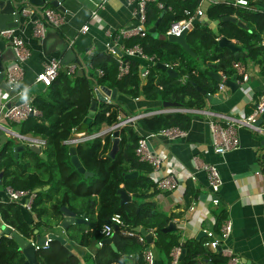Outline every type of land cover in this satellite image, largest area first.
Returning a JSON list of instances; mask_svg holds the SVG:
<instances>
[{
    "label": "trees",
    "instance_id": "1",
    "mask_svg": "<svg viewBox=\"0 0 264 264\" xmlns=\"http://www.w3.org/2000/svg\"><path fill=\"white\" fill-rule=\"evenodd\" d=\"M198 1H146L144 35H130L121 41L124 45L138 43L155 62L166 63L173 68L176 76H169L153 63L141 82L139 62L136 58L122 56L127 60L128 68L117 77L116 58L106 49H98L89 52L86 61H77L72 72L59 69L46 90L30 99L37 114L27 115L18 122L9 121L19 133L40 135L44 139L41 149L43 156L27 148L17 152L14 157L12 140L6 139L0 145L1 184L17 190L47 187L35 192L30 203L35 221L26 222L20 210L23 207L16 201L7 200L0 202L2 222L10 225L22 237L33 238V230L40 226L52 231L61 217L60 206L66 205L76 215L82 214L86 218L84 222L76 223L74 234L68 236L78 244L85 245L90 240L96 243L106 237L100 233L101 224L112 213H118L127 229L140 226L151 231V244L162 255L163 264H170V249L181 244L184 253L176 264H226V258L219 251L203 246V238L180 241L179 234L174 230H161L169 221V216L152 200L145 199L155 189L154 181L149 176L151 167L149 163L138 160L134 153L138 139L145 133L172 125L187 128L191 112H154L139 117L134 125L121 126L118 129V148L112 157L106 154L111 144L109 133L77 143L76 156L84 169L92 173L86 177L71 164L68 145L63 142L71 128L86 114L96 88H115L116 97L110 101H97L87 132L97 131L102 123L110 125L116 120L117 113H130L121 95L130 98L141 96L149 100L157 99V95H160V101H175L180 107L200 108L205 95L196 86L205 93H213L218 84L214 72L229 75L234 73V62L243 63L251 59L258 64L260 74L264 75V44L260 42V34L264 30V0H246L248 7L234 5L232 0H211L204 10L207 18L219 20L222 16L233 15L245 26L231 20H219L216 26L218 34L215 35L205 23L192 24L185 33V40L195 53L190 56L179 44L166 39L165 30L171 22L192 15ZM159 2L162 6H158ZM162 10L155 25L157 35L152 36L147 29ZM220 36L240 44L237 59L229 48L218 45L217 38ZM150 110L153 109L144 111ZM130 171H136V174L123 176ZM118 187L130 194V200L119 203ZM224 217L223 209L216 216L215 230H218ZM110 237L115 251L108 243H102L96 245L92 256L86 254L84 258L91 259L95 264H122L129 261L127 254L131 253L136 255L137 264H144L141 257L143 245L135 236L124 234L120 227H116ZM34 256L38 264H79L76 255L70 252L69 244L57 239H49L46 246L35 249ZM0 264H27L16 241L10 236L0 235Z\"/></svg>",
    "mask_w": 264,
    "mask_h": 264
},
{
    "label": "crops",
    "instance_id": "2",
    "mask_svg": "<svg viewBox=\"0 0 264 264\" xmlns=\"http://www.w3.org/2000/svg\"><path fill=\"white\" fill-rule=\"evenodd\" d=\"M210 2L211 0L201 2L203 11ZM59 4L64 10H60L48 2H44L41 7L38 6V10L51 8L62 16V22L57 26L46 24L44 27V33L55 31L59 38L68 41V45L77 56L62 66L74 65L77 61L84 62L89 52L104 48L105 43L110 39L107 29L114 31L122 26L129 27L136 21V0H62ZM26 6L31 8L29 17L20 15L18 25L12 28L24 40L30 54L22 63L23 73L14 88L21 91V97L32 98L46 90V86L36 81L34 77L46 60L57 57V50L46 54V50L41 48L39 38L33 36L32 24L28 20L33 17L41 18V14L30 5ZM9 19L10 16L7 15L2 20ZM84 23L87 24V28L85 31H80L79 28ZM260 36L264 42V30ZM0 38L2 40L0 58L8 61L12 58L10 43L6 38L1 36ZM52 41H54L53 37H48L45 44L50 45ZM136 60L140 66L147 64L144 59L136 58ZM241 65L246 78L243 80L241 73L234 68V73L229 75L217 72L220 75L219 81L223 85L221 88L217 87L213 93H209L212 97H216V100L211 102L205 96L200 108L162 107L159 99L149 100L141 96L130 98L121 95L120 98L130 113L145 109L170 110L171 108H182L185 109L182 112L189 111L192 113L184 137L169 140L157 134L151 136L143 133L151 151L162 160L160 166L153 173H149V176L168 173L176 180V186L173 189H154L145 199L152 200L163 213L169 216V221L174 223L172 230L179 234V240L207 239L208 236L205 231L215 230L216 216L220 210L224 209L225 217L231 220V230L222 244L229 246L239 256L241 264H264V220L262 218L261 200V195L264 192V133L246 126H238L236 127L238 146L222 154L215 153L209 140L206 123L208 117L200 111V109H206L214 114H224L234 118L245 117L252 112L259 93L264 89V75L260 74L258 64L251 59L245 60ZM233 74L236 75L235 81L238 86L234 90H230L223 83V80L230 78ZM14 100V92L8 93L0 88V104ZM1 112L0 106V124L7 129L18 132L16 126L11 125ZM260 125L264 127V121H261ZM105 127L106 124L102 123L98 131L104 130ZM23 135L43 139L40 135L31 133H24ZM11 140L12 146L17 143L27 146L25 140L17 138ZM193 155L196 156L197 163H213L219 172L221 184L217 192L219 199L217 204L210 202L205 174L199 167L193 166ZM3 201H7V195L5 187L0 182V202ZM20 210L26 222L36 220L30 209L21 208ZM0 223H2L1 219ZM75 224L72 223L70 228L64 229L60 227L58 222V225L53 227L52 232L65 238V243L69 244L70 252L76 255L79 264H93L91 259L87 260L84 256L86 254L92 256L96 249V243L90 240L87 244L82 245L73 240V237H68L71 233L74 234V230L77 229ZM37 230L40 234H46L49 231L41 226ZM199 230H202L204 234L199 235ZM151 248L154 253L152 264H163L164 259L160 252L152 244ZM129 262L137 264L136 255L132 254L129 257Z\"/></svg>",
    "mask_w": 264,
    "mask_h": 264
},
{
    "label": "built area",
    "instance_id": "3",
    "mask_svg": "<svg viewBox=\"0 0 264 264\" xmlns=\"http://www.w3.org/2000/svg\"><path fill=\"white\" fill-rule=\"evenodd\" d=\"M136 10L135 16L136 21L133 25L129 27H119L114 31H110L107 29V34L110 39L105 43L104 49L109 51L117 60V77L121 76L127 71L128 62L126 59H123L122 56L132 57L138 59H144L147 61L146 65L139 66V77L140 81L143 82L148 73L149 67L155 63L152 56L146 55L140 45L138 43L132 45H124L122 44V38L130 35L138 34L139 36H143L145 33V27L143 22V13H144V3L148 0H136ZM204 0H199L198 4L192 15L184 17L179 20H175L171 22L168 28L165 30V35L167 33H175L177 34L182 27H186L189 29L191 27V19L195 16L205 15L201 7V2ZM232 4L238 5L241 7H248L246 0H232ZM158 6H162L159 2ZM31 12V8L25 6L20 9V14L22 16L29 17L28 15ZM32 24V34L35 37H41L44 34V27L46 24H50L52 26H57L62 22V16L58 12H55L51 8H44L41 11V18L33 17L28 19ZM87 28V24L84 23L80 26V31H85ZM112 33V35H111ZM0 36L6 38L11 46L12 50V58L8 60V62L3 67V76L4 81L9 87H15L17 81L21 78L23 73L22 63L30 54V50L24 40L15 33L14 28L7 27L0 29ZM262 44L264 42L262 39L260 40ZM90 49V48H89ZM119 51V54L116 52ZM89 52V51H88ZM168 66L166 63H164ZM74 65L70 66H62L59 62L58 58L51 57L46 60L41 69L36 73L34 79L44 86H47L50 81L55 77L59 69H65L66 72H72L75 68ZM233 68L241 73L242 79L246 78V74L243 72V67L241 63L234 62ZM184 78H182V81ZM222 82L219 81L217 84L218 88L222 87ZM99 89V88H96ZM20 90L15 89V100L9 101L7 103L2 102L0 104L2 109V116L6 118L8 121L18 122L24 119L27 115H35L37 114V110L30 104L31 98L21 97ZM105 101H110V97L108 94L101 92ZM22 99L21 102L17 103V99ZM137 98V97H134ZM170 110H180L184 111L182 108H171ZM168 109H157L150 111H139L136 113H117L116 120L112 122L110 125H106L104 130L94 131V132H74V128L72 127L69 135L63 140V142L67 145H76L77 143L83 142L85 140L102 136L105 133H109L112 137V131L114 129H119L124 125H134L135 121L144 115L151 114L154 112H165L170 111ZM198 110V109H191ZM264 110V89L259 93L256 102L254 103V107L252 112L240 118H234L224 114H214L210 110L200 109L208 118L206 120L208 132H209V140L212 150L215 153L222 154L228 150L234 149L238 146V137L236 133V127L238 126H246L252 130L257 132L264 133V127L260 124H256L255 120L259 116V114ZM107 113V112H105ZM223 121V122H221ZM3 126V125H2ZM4 127V126H3ZM6 128V127H5ZM7 129V128H6ZM155 134L164 137L165 139H174L176 137H184L186 135V128H180L176 125L167 126L158 129L155 132H149L146 135L154 136ZM5 135L8 137L17 138L20 140H25L28 144H35L40 149L44 146V139H35L32 137L25 136L18 132H10ZM134 153L137 156L138 160L145 161L149 163L151 170L149 173H153L161 164V158L155 153L152 154L149 146L146 142V137L142 136L138 139L137 145L134 148ZM192 163L194 167H199L205 174L208 197L210 198V202L213 204H217L219 202L217 192L219 190L221 184V178L216 166L213 163L200 162L197 163L196 156H192ZM154 181L155 189L159 190H171L176 186L175 178L166 173L155 176L154 174L150 177ZM5 192L7 195L8 201H16L23 208L30 209V203L35 196V192L33 190H23V189H12L11 187L5 186ZM262 200V218L264 220V192L261 195ZM85 218V217H84ZM86 219V218H85ZM112 224L116 225V227H120V231L127 235H133L136 237L137 241L143 245L141 249V257L144 264H152L154 259L153 249L151 248V242H147L145 237L138 233L137 231L127 229L126 224L121 219L118 213H112L109 216V219L101 224L100 233L104 236H110L112 231L114 230ZM9 227L13 229L10 225L2 222L0 223V235L10 236L9 233L4 232L3 228ZM231 230V220L228 217H224L218 227V230H206L205 234L208 236L207 239L203 240L202 244L207 249L212 251H219L225 258L226 264H241L239 256L233 252V250L222 243L226 240ZM151 233V231H148ZM152 236V233H151ZM34 246L35 249L39 247H44L47 245L49 238L45 236V239L41 245H35L32 238L28 239ZM100 241H96V245H100ZM180 251V246L176 245L170 249V264H176ZM132 254L128 253L127 256L130 257ZM95 264V263H93ZM111 264H119V263H111ZM122 264H131L129 261H125Z\"/></svg>",
    "mask_w": 264,
    "mask_h": 264
},
{
    "label": "water",
    "instance_id": "4",
    "mask_svg": "<svg viewBox=\"0 0 264 264\" xmlns=\"http://www.w3.org/2000/svg\"><path fill=\"white\" fill-rule=\"evenodd\" d=\"M61 1L62 0H0V29L17 26L18 25V17L21 15L20 9L25 7L26 5H30L32 8L39 11V13L41 14V8H40V10H38V8L41 7L44 2H48L49 4L53 5L54 7H57L60 10H64L62 5L59 4ZM163 10L160 12L158 17L154 21L153 25L148 27V29H147V31L152 36L157 35V32L155 31V25L157 24L159 18L161 17ZM7 15L10 16V19L3 21L2 20L3 17L7 16ZM219 20H231V21L236 22L238 25L245 26L244 23L237 20L235 18V16H233V15L222 16V17H220ZM219 20L218 19L210 20L209 18L206 17V15H202V16H195L194 18H192L191 24H195L198 22L199 23H205L211 29V31L215 35H217L218 32L216 29V25H217ZM187 30L188 29L186 27H182L177 34L167 33L165 35V37L168 41H174L177 44H179V46L186 53H188L190 56H194L195 55L194 51L190 48V46L187 44V42L185 40V33L187 32ZM48 37H53V40H54V41H52V43H50V45L45 44L46 39ZM39 41L41 44V48L46 50V54H48L50 52H54L55 50H57V55H56L57 57L56 58L59 59V62L62 65L68 64L71 60H74V58L76 56L73 49L68 45V41H66L65 39L59 38L57 32H55V31H47L41 37H39ZM217 42H218V45L225 46V47L229 48L232 51L235 59L238 58V50L240 49L239 43L235 42L234 40L228 39L224 36L218 37ZM1 44H2V40L0 38V45ZM57 46H60V47L57 48ZM116 52L119 54L118 50H116ZM76 58H77V56H76ZM7 62L8 61L0 58V88H2L4 91H6L8 93H13L15 91V88L9 87L5 83L4 76H3V67ZM154 64L156 67L164 70L169 76H176L177 75V72L173 68L166 66L162 62L156 61ZM213 76L215 77V79L217 81L220 80V75L217 72H214ZM235 77H236V75L233 74L230 78L223 80V83L226 84L230 88V90H234L238 86V83L235 81ZM196 89L201 94H205L206 98L209 99L211 102H214L216 100L215 99L216 97H212L209 93H205V91L203 89H201L200 87L196 86ZM101 92L108 94L110 99H114L116 97L115 88L108 89V88L102 86V87H100V89H95L94 90V97L90 101V104L88 106V110H87L86 114L83 116V118L81 119V121L75 126L74 132L87 131V126L92 119V115H93V112H94L95 107H96V102L99 100H104V97H103ZM157 99H160V95H157ZM21 101H22L21 98L16 100L17 103H19ZM160 104L162 105V107L179 106L178 103L175 101H164V100H162L160 102ZM261 121H264V110L256 118L255 123L260 124ZM5 132L10 133V132H14V131L12 129H6L5 127H3L0 124V145L6 139H10V138L13 139V137H6ZM25 148H28L29 150H32V151L38 153L39 155L43 156L41 149L33 143L28 144L27 146L22 144V143H17L15 145H13L12 155L15 157L19 150H23ZM117 148H118V129L116 128L112 131L111 144H110V147L107 150L106 154L108 156L112 157L114 155L115 151L117 150ZM67 150H68V154H69V160H70L71 164L73 165V167L76 169V171L79 173H82V175L84 177L91 175L92 174L91 171L85 170L84 167L80 164V161L78 160L76 153H75V146L74 145H68ZM150 150H151V148H150ZM151 153L154 154V152H152V151H151ZM252 166H254V164H252ZM135 174H136V171H130V172L124 173L123 176L124 177H130V176H133ZM46 186L47 185H44L42 187H35L33 189V191L37 192L41 188L42 189L46 188ZM117 192H118V197H119V203H123L125 201L130 200V198H131L130 194L125 192L121 187L117 188ZM60 210L62 212V217L59 221V225H60V227H62L64 229L67 228L72 223H80V222H84L86 220L82 214L79 216H76L72 210H70L69 208L66 207V205H62L60 207ZM112 227H113V229H115L116 225L112 224ZM172 229H174L173 221H168L167 224L161 228L162 231H169ZM3 230H4V232L9 233L10 237H12L16 241L18 248L20 249L21 253L24 256V261L27 264H38L36 262L35 256H34L35 248H34L33 244L28 239L22 237L16 230L10 229L9 227H4ZM132 230L137 231L138 233L142 234L145 237V240L147 242L152 241L151 233L148 232L147 230H145L143 227L135 226V227H133ZM33 231H34L33 242L35 245H38V246L41 245L45 239V236L48 237L49 239H57L61 243L66 242L64 237H62L61 235H58L52 231H48L46 234H40V233H38V231L36 229H34ZM198 233L200 235L203 233V231L199 230ZM197 238H198V236H197ZM100 243L101 244L102 243H108L109 246L114 251L116 250V247H115L114 243L112 242L110 236H106V237L102 238L100 240ZM183 253H184V247H183V244H181L178 259H180L182 257ZM208 264H210V263H208Z\"/></svg>",
    "mask_w": 264,
    "mask_h": 264
},
{
    "label": "rangeland",
    "instance_id": "5",
    "mask_svg": "<svg viewBox=\"0 0 264 264\" xmlns=\"http://www.w3.org/2000/svg\"><path fill=\"white\" fill-rule=\"evenodd\" d=\"M11 139V138H10ZM27 148H25V150H26ZM61 207V206H60ZM71 227V226H70Z\"/></svg>",
    "mask_w": 264,
    "mask_h": 264
}]
</instances>
